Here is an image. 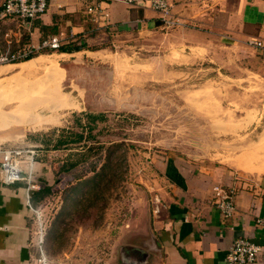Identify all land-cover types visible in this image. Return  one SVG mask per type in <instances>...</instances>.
<instances>
[{
	"label": "rangeland",
	"instance_id": "1",
	"mask_svg": "<svg viewBox=\"0 0 264 264\" xmlns=\"http://www.w3.org/2000/svg\"><path fill=\"white\" fill-rule=\"evenodd\" d=\"M181 24L106 37L90 57L45 50L41 65H0V147L36 150V178L43 169L53 177L39 202L46 230L35 264H140L135 236L161 200L167 158L264 175V60L221 37L203 46L174 34ZM54 88L71 99L27 121L51 110L57 125L26 126Z\"/></svg>",
	"mask_w": 264,
	"mask_h": 264
},
{
	"label": "crops",
	"instance_id": "2",
	"mask_svg": "<svg viewBox=\"0 0 264 264\" xmlns=\"http://www.w3.org/2000/svg\"><path fill=\"white\" fill-rule=\"evenodd\" d=\"M46 1L47 11L34 20L0 17V52L15 51L27 44L38 46L50 37L58 38L61 46L80 41L89 47L109 36L161 27L158 14L146 8L117 2L103 4L107 17L97 24L87 13L94 0ZM4 2L0 0V10ZM169 2L174 17L182 23L174 34L196 37L203 46L207 39L219 41L221 37L240 45L238 48L252 49V54L260 57L248 41L264 39V0ZM60 53L69 59L78 53L83 57L95 54L89 49ZM160 165L161 200L147 219L149 227L143 226L135 236L140 264H227L228 250L238 238L260 245L253 264H264V229L255 225L257 218L264 220V175L251 178L226 165L192 164L178 157L167 158ZM42 171L43 176L37 174L41 188L30 195L22 183L5 185L0 181V264H35L39 257L36 219L28 201L33 208L42 207L41 189L53 178L50 171ZM215 186L233 193L235 212L230 219H224L214 206Z\"/></svg>",
	"mask_w": 264,
	"mask_h": 264
},
{
	"label": "built area",
	"instance_id": "3",
	"mask_svg": "<svg viewBox=\"0 0 264 264\" xmlns=\"http://www.w3.org/2000/svg\"><path fill=\"white\" fill-rule=\"evenodd\" d=\"M114 2L123 3L131 7L150 9L158 14V19L163 26L172 27L178 21L172 13V5L169 0H94L87 7V12L93 16V22L98 24L99 19L107 17L103 4ZM47 9L48 2L46 0H5L0 10V17H12L28 22L45 14ZM248 45L264 58V39L252 38L248 41ZM60 47V40L56 37H50L43 40L38 46L27 44L15 51L5 50L0 52V65L21 62L45 50H57ZM0 153L2 155L0 162L1 183L5 185L22 183L29 195L41 188L35 173L34 161L38 156L36 150L0 147ZM213 192L214 206L224 219H230L235 212L233 193L226 191L221 186H215ZM28 206L36 219L35 237L38 240L39 255L43 257L42 243L46 228L43 226L39 208H33L30 201H28ZM255 225L260 229H264V220L257 218ZM261 249L262 247L256 243L245 238H238L228 250L226 262L227 264H253Z\"/></svg>",
	"mask_w": 264,
	"mask_h": 264
},
{
	"label": "bare ground",
	"instance_id": "4",
	"mask_svg": "<svg viewBox=\"0 0 264 264\" xmlns=\"http://www.w3.org/2000/svg\"><path fill=\"white\" fill-rule=\"evenodd\" d=\"M102 50V49H101ZM91 52V51H90ZM61 54V53H60ZM70 54V53H69ZM42 57H37V58H34V59H31V60H29V61H27V62H23V63H20V65H26V64H32V63H36V64H38V65H41L42 63H44V60L43 59H41ZM19 64V63H18ZM31 66V65H30ZM37 66V65H36ZM42 66H45V65H42ZM58 66H60V65H58ZM31 67H33V66H31ZM35 67V66H34ZM30 68V67H29ZM28 68V69H29ZM25 69V68H24ZM24 69H22V70H24ZM3 70V69H2ZM52 70V75H53V79H55L56 77H57V73H56V71L55 70H53V69H51ZM61 70V69H60ZM27 71V70H26ZM1 72H3V71H1ZM64 77V76H63ZM62 80V79H61ZM6 82V81H5ZM54 83V82H53ZM58 83V82H57ZM51 86V85H50ZM50 88H52V86L50 87ZM112 92V91H111ZM45 97H46V99H43L42 98V96L40 97V98H38V99H36V103H38L39 105H38V107H39V109H36L35 108V112H32V113H29V116H27L26 114L24 115V118L22 119V122L26 125V126H30V128L31 129H35V130H41V129H47V128H49L50 126H52V125H55L56 123H57V119L56 118H53V114H55V113H57V112H54V113H52V111L51 110H47V111H45L44 112V114L42 113V116L41 117H39V118H36V119H34L32 122H28L27 120H28V118H31L36 112H38V110H40L41 108H42V106H44V104H46V103H57L59 100H65L66 98L67 99H71V98H68V96H66V95H63L61 92H59V90L58 89H56V88H54V90L52 89V90H46V92H45ZM75 101H76V99H75ZM74 100H72V102L71 103H69L71 106H76V104H78V103H76ZM35 102H34V105H33V107H31V111H32V108H34V106H35ZM40 102V103H39ZM78 106V105H77ZM79 108V107H78ZM61 109H64L63 107H61ZM49 112V115H50V113H52V115H47V113ZM58 114V113H57ZM17 115V114H16ZM47 115V116H46ZM18 116V115H17ZM9 117V116H8ZM11 117V116H10ZM20 117V116H19ZM22 117V116H21ZM16 118V117H15ZM13 119V118H12ZM7 120V118L5 119V121ZM10 120V119H9ZM8 120V121H9ZM7 121V123H9ZM11 122H14V121H11ZM4 123V122H3ZM15 123V122H14ZM59 124V123H58ZM57 125V124H56ZM230 151V150H229ZM236 151V150H235ZM247 156H249V157H251V155L249 154V155H247ZM249 157H247L248 159H249ZM253 157V156H252ZM252 158H250V160H251ZM254 159V158H253ZM252 161V160H251ZM244 162V161H243ZM243 162H240L239 161V165H237V168H239V169H241V170H243V171H246V172H250V173H254V172H257V173H259V171H256L257 169H259L258 167H256V166H251V165H249L250 163H243ZM255 162V161H254ZM253 162V163H254ZM264 162V161H263ZM260 171H262V170H260Z\"/></svg>",
	"mask_w": 264,
	"mask_h": 264
},
{
	"label": "trees",
	"instance_id": "5",
	"mask_svg": "<svg viewBox=\"0 0 264 264\" xmlns=\"http://www.w3.org/2000/svg\"><path fill=\"white\" fill-rule=\"evenodd\" d=\"M88 13V12H87ZM159 24V23H158ZM84 49H89V47H87V46H85V44H83V43H81L80 41H75V42H73V43H70V45L69 46H61L59 49H57V50H59L60 52H79V51H81V50H84ZM263 58V57H262ZM30 58H27V59H25L24 61H26V60H29ZM98 116V115H97ZM97 116H93V115H90L89 114V118H91L92 120H98L97 118ZM93 117V118H92ZM102 117V116H101ZM64 132V131H63ZM71 135H72V133H70ZM70 135V136H71ZM74 135V134H73ZM78 136V138H81V136L80 135H78V134H75L74 136ZM74 142V141H76L75 139H73V140H69V142ZM63 141H62V139H58L57 141H56V144H55V146L53 147V149H58V148H60L59 146H60V144L62 143ZM65 143H68L67 141L65 142ZM49 190H50V188H47V186L45 185L44 186V188H42L41 189V191H43L44 193H46V192H49Z\"/></svg>",
	"mask_w": 264,
	"mask_h": 264
}]
</instances>
